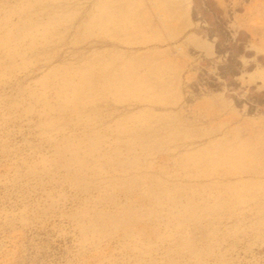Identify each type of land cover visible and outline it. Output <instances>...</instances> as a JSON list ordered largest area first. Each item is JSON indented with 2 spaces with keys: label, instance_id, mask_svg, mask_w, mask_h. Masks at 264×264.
Listing matches in <instances>:
<instances>
[{
  "label": "rangeland",
  "instance_id": "1",
  "mask_svg": "<svg viewBox=\"0 0 264 264\" xmlns=\"http://www.w3.org/2000/svg\"><path fill=\"white\" fill-rule=\"evenodd\" d=\"M0 264H264V0H0Z\"/></svg>",
  "mask_w": 264,
  "mask_h": 264
}]
</instances>
